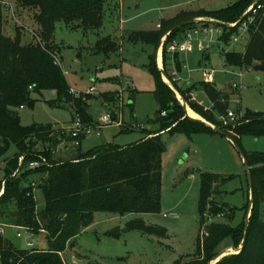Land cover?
Instances as JSON below:
<instances>
[{"label":"trees","instance_id":"trees-1","mask_svg":"<svg viewBox=\"0 0 264 264\" xmlns=\"http://www.w3.org/2000/svg\"><path fill=\"white\" fill-rule=\"evenodd\" d=\"M11 1L19 9L33 12L37 30L30 35L31 41L25 44L20 40L19 30L16 31L14 39L3 34L1 11L5 2L0 0V156L10 144L15 147V152L6 160V177L0 182V191H3L0 194V220L25 227L31 233L44 232L47 249L16 248L0 234L1 264H64L61 253L68 245H72L73 238L93 223L95 212L120 215L159 212L161 157L164 151L160 131L215 132L203 122L185 117L180 101L161 79L154 51L149 56L148 68L155 78L153 94L159 110L154 121L159 124V131L149 133L131 145L103 143L85 152H79L84 139L80 136V144L74 156L55 157V148L64 141L72 142L73 138L51 124L21 125L16 108L24 105L32 107V93L53 90L56 98L48 101L49 105L68 104L72 110L71 120L78 115L84 123L91 122L84 97L71 90L58 62V46L54 42L55 25L62 22L71 29L82 27L85 31L97 30L102 24L104 5L111 0ZM260 1L264 4V0ZM251 2L252 0H238L219 10H181L172 18L161 19L158 29L128 30L125 38L127 42H144L156 49L163 34L181 21L204 17L224 23L234 22ZM196 24L172 31L163 44V70L169 79L173 78L169 60L173 58L174 67H178L179 63L177 55L171 56L167 51L168 43L176 39L180 32ZM224 30L228 31L223 39L228 41L236 27ZM248 36L243 52L230 51L224 54L226 63L240 68L251 67L264 73V9L249 24ZM117 49L116 42L109 35L98 38L90 48L94 53H112ZM173 84L192 111L207 122L222 128L236 143L239 144V138L244 134L264 136V112L247 111L239 125L224 126L217 117L225 115L229 109L227 93L216 89L210 82L202 81L200 86L213 105L212 109H208L192 99L193 86L183 88L176 81ZM132 92L135 90L132 89ZM102 97L111 101L114 94L108 91L102 93ZM129 99L131 104L132 96ZM162 112L165 114L162 115ZM121 124L123 130L129 128L126 124ZM244 154L250 166L253 188V206L247 237L239 253L224 256L216 264H264V153L244 151ZM33 163L36 166L31 167ZM40 172H44L45 177L37 186L43 191L45 205L42 210H37L33 197L35 183L24 185L23 181L28 175ZM225 180L216 173L201 174L198 198L199 232L194 243L195 253L185 262L176 259L172 264H207L217 253L218 244L228 235H236L240 231V224L236 227L222 222L206 224L209 214L224 211L214 196ZM225 208L232 213V207L227 205ZM229 215L231 217L232 214ZM241 225L240 242L244 220ZM125 229L137 230L160 239L167 237L164 227L147 224L142 219L128 221ZM204 233L206 234L203 235ZM107 234L118 237L121 230L115 227Z\"/></svg>","mask_w":264,"mask_h":264},{"label":"rangeland","instance_id":"rangeland-1","mask_svg":"<svg viewBox=\"0 0 264 264\" xmlns=\"http://www.w3.org/2000/svg\"><path fill=\"white\" fill-rule=\"evenodd\" d=\"M3 1L7 4L1 11L3 34L14 39L16 31L19 30L22 43H28L31 41L30 35L37 30L33 12L29 9H19L11 0ZM235 1L111 0L104 5L102 24L97 30L85 31L82 27L71 29L62 22H57L54 42L58 46V62L71 90L84 97L86 112L91 117L90 124L98 125L99 119L106 113L115 116L111 123L99 129V136L92 134L84 137L80 149L85 152L89 147L100 143L127 146L160 129L159 124L154 121L159 110V104L153 94L155 78L148 68L149 56L157 48L144 42H127L126 31L148 30L161 17L171 16L179 10H219ZM247 18L241 23L247 21ZM210 26L223 30L227 28L198 22L179 34L184 35L186 31ZM107 35L116 42L118 49L112 53L92 52L90 48L96 40ZM188 42L191 50L179 53L181 58L185 59L183 65H178L180 68L174 67V61L169 60L173 78L166 81L161 75L162 81L179 101L181 96L173 81L183 88L193 86L194 91V82L204 80L203 70L213 69L215 72L210 82L217 89L230 93L229 110L241 115L247 111L264 112V73L251 67L230 66L225 62L224 54L230 51L241 52L244 42L234 43L230 39L224 41L215 31H199L192 34ZM199 43H202L205 50H198ZM159 50L161 54L163 46ZM203 54L206 56L205 61ZM160 66L163 68L162 58ZM229 70L241 71L242 77L224 72ZM187 80L190 82H185ZM233 81L238 83L237 88L232 87ZM91 87H95L94 92L87 93ZM132 89L135 92H132ZM108 91L114 94L111 101L102 97V93ZM130 96L133 100L131 104ZM31 98L32 107L24 105L16 108L21 125L51 124L59 128L69 125L72 116L70 106L65 103L59 106L48 104V101L56 98L55 91L42 90L40 93H32ZM195 101L208 103L200 91ZM187 106L191 108L188 104ZM217 118L220 119V116ZM121 123L129 128L123 130ZM159 133L164 142L159 212L123 215L95 212L93 223L73 238L72 245H68L61 253L64 264H172L176 259L182 262L191 259L195 253L194 243L199 232L198 198L200 178L204 172L216 173L226 179L214 196L224 211L218 213L220 216L207 220L206 224L222 222L231 227L240 224L241 232V223L247 215L250 196L243 161L233 144L217 133L183 130L169 132L167 129ZM239 144L245 152L264 153V136L244 134L240 136ZM77 150L71 142L64 141L55 148L54 154L55 157H72ZM14 152L15 147L10 144L0 156V182L6 177V160ZM21 161L22 157L19 158V164ZM34 166L36 165L33 163L31 167ZM44 177V172L32 173L23 181L24 185L35 183L33 197L37 210H42L45 205L43 191L37 186ZM2 192L1 190L0 193ZM224 205L232 207V213ZM229 214H232L231 217H228ZM133 219H142L147 224L164 227L167 237L160 239L137 230H126V223ZM0 224H3L4 237L16 248H28L26 242L31 241L33 247L47 249V237L44 232L30 233L24 229L12 228V224L5 223V220H0ZM115 227L120 228L121 234L118 237L108 235L107 232ZM17 232L21 235L17 236ZM239 232L225 237L216 247V252L238 247L241 244L238 241Z\"/></svg>","mask_w":264,"mask_h":264},{"label":"built area","instance_id":"built-area-1","mask_svg":"<svg viewBox=\"0 0 264 264\" xmlns=\"http://www.w3.org/2000/svg\"><path fill=\"white\" fill-rule=\"evenodd\" d=\"M4 6H7L6 3H3ZM264 9V4L260 1V0H256L254 3L250 4L249 7H248V10H249V13H248V18H247V21H244L243 23H240L237 27H236V30L235 32L231 33L229 35V39L236 43L240 40V34L246 32L248 30V26L250 23L253 22L254 18L258 15V13ZM199 31H203L204 33H207V32H212V31H215L219 36L220 35H224L228 30H223L222 28H216V27H206V28H199V29H196V30H193V31H186L185 33V40L183 41H179L177 39H172L169 43H168V46H167V51L169 52L170 55H173L178 49H181V50H185V49H188V40L191 39V35L192 34H197ZM210 43V41L208 42ZM213 73H214V70H207L205 73H204V80L206 82H210L212 81L213 79ZM232 74L238 76V77H241L242 76V73L241 72H232ZM232 87L234 88H237L238 87V83L236 82H233L232 83ZM95 90V87H91L88 89L87 93H91V92H94ZM122 90H119V92H121ZM193 99V98H192ZM194 100V99H193ZM165 113L162 112V115H164ZM114 116L112 114H103L101 116V118L99 119V123L98 125H95V124H90V123H84L82 121V119L78 116V115H75L74 118L70 121L69 125L66 126V127H63L61 128L68 136H70L71 138H73V141L71 142L72 145H74L75 147H78L79 144H80V141L78 140V138L80 136H83V137H86V136H89V135H92V134H96V135H100L99 133V129H101V127L109 124L112 122V120L115 119V116H114V119H112L111 117ZM243 118V115L237 113V112H234V111H231V110H228L227 113L223 116H220V121L222 122V124L224 126H228V125H231L232 127L234 126H237L239 125V123L241 122ZM31 166H33V164H31ZM216 216H220V214H209L207 216V220H211V218L213 217H216ZM6 227V225H4ZM10 227H16L18 229H24L28 232L31 233L30 230H28L27 228L25 227H19V226H14V225H10ZM0 234L1 235H4V229H3V224H0ZM206 233H204L205 235ZM21 234L17 232V236H20ZM27 238H29V236H27ZM26 246L28 248H31L33 247V243L31 241H27L26 242ZM0 264H1V256H0Z\"/></svg>","mask_w":264,"mask_h":264},{"label":"water","instance_id":"water-1","mask_svg":"<svg viewBox=\"0 0 264 264\" xmlns=\"http://www.w3.org/2000/svg\"><path fill=\"white\" fill-rule=\"evenodd\" d=\"M255 1L256 0H252V2L250 4L254 3ZM248 7L243 12V14L240 16V18L233 24H227V23H224V22H221V21H217V20H214V19L191 18V19H187V20L181 21V22L175 24L174 26H172L168 31H166L163 34V36L161 37V40H160V42H159V44L157 46V49L155 51V61H156L158 69L161 71L162 77L166 81H170V79L168 78V76L164 72L163 68L160 65H158V63H157V55H158V52H160L159 49L163 46L166 38L170 35V33L172 31H174L176 29H179V28H181L183 26H187V25H190V24H193V23H198V22H205V23H209V24H215V25H219V26H223V27H227V28H235L248 16V13H249ZM180 102H181V105L183 107L185 117H188L190 119L199 120V121L203 122L208 127H210L215 133H217L219 135H222L230 143L233 144V146L235 147V149L238 151V153L240 154V156L242 158L244 169H245V174H246L247 181H248V189H249L250 201H249L248 208H247V215H246V217L244 219V231H243V237H242V240H241V244L238 247L233 248L232 250L226 249V250H222V251L216 253L212 257V259H210L208 261V263H207V264H216L224 256H227L229 254H237V253H239L242 250L243 246H244V243H245V240H246V237H247L248 222H249V217H250L249 214L251 213V209H252V206H253V188H252V178H251L250 166L247 163L244 151L242 150L240 145L234 141V139L232 137H230L222 128L217 127V126L213 125L212 123L207 122L205 119L190 117L188 115V113H187V107L188 106H187L186 102L183 99H180ZM111 118L114 119V116H112ZM229 251H232L234 253H228L227 254V252H229Z\"/></svg>","mask_w":264,"mask_h":264},{"label":"crops","instance_id":"crops-1","mask_svg":"<svg viewBox=\"0 0 264 264\" xmlns=\"http://www.w3.org/2000/svg\"><path fill=\"white\" fill-rule=\"evenodd\" d=\"M236 1H238V0H236ZM235 1V2H236ZM234 3V2H233ZM232 4V3H231ZM230 5V4H229ZM198 9H203V8H198ZM198 9H195V10H198ZM183 10H187V9H183ZM195 10H191V11H195ZM205 10V9H204ZM181 10H179V11H177V12H175L174 14H172L171 16H168V17H161L159 20H158V22H156V24L153 26V27H151V28H149L148 30H150V29H158L159 28V23H160V20L161 19H168V18H172L173 16H175L177 13H179ZM210 27H213V26H210ZM215 27V26H214ZM216 28H218V27H216ZM214 32V31H213ZM182 34H178L177 35V40H179V41H183V40H185V33H184V35H182ZM219 38L220 39H222V40H224L223 39V35H220L219 36ZM248 38H249V36H248V30L246 31V32H244V33H242V34H240V40L238 41V42H236V43H239V42H244L243 43V49H242V51L241 52H243L244 51V49H245V46H246V43H247V41H248ZM189 41V40H188ZM225 41V40H224ZM188 49H185V50H181V49H178L175 53H174V55L176 54L177 55V59H178V63L179 64H184V61H185V59H183V58H181V56L179 55V53H181V52H187V51H189V50H191V46H190V44H189V42H188ZM198 50L199 51H203V50H205L204 48H203V45H202V43H199V45H198ZM161 55V58H162V53L160 54ZM171 56H173V55H171ZM203 56V61H205L206 60V56L203 54L202 55ZM179 57V58H178ZM160 58V59H161ZM172 60V59H171ZM171 62H173V61H171ZM225 62H226V60H225ZM206 62H204V64H205ZM227 64V63H226ZM207 70H210V69H204L203 70V72L205 73ZM211 70H213V69H211ZM215 72V71H214ZM225 73H227V74H232V72H236V71H234V70H229V71H224ZM238 72H241V71H238ZM214 74V73H213ZM178 77H179V75H178ZM242 77V76H241ZM179 79L180 80H182L180 77H179ZM203 81H205V80H203ZM185 82H190V81H185ZM202 81H198V82H194V84H195V87H196V89L194 90V91H192L191 92V95H192V98L195 100L196 99V96H197V93L200 91L204 96H205V98L207 99V101H208V103H202V102H200V104H202V105H204V107H206V108H208V109H212V102L207 98V96H206V94L204 93V91H203V89L201 88V86H200V83H201ZM206 82V81H205ZM233 82H235V81H233ZM232 82V83H233ZM211 83V82H210ZM215 87V86H214ZM216 88V87H215ZM217 89V88H216ZM219 90V89H218ZM220 91H222V90H220ZM222 92H225V91H222ZM225 93H227V92H225ZM228 95H229V103H230V93H227ZM131 101V100H130ZM191 109V108H190ZM229 110V109H228ZM196 113V112H195ZM197 114V113H196ZM198 115V114H197ZM199 116V115H198ZM199 118H201L200 116H199ZM82 143V142H81ZM100 144H103V143H100ZM100 144H95L94 146H91V147H89L88 148V150L89 149H91L92 147H95V146H99ZM80 147H81V144H80ZM79 152H83L80 148H79Z\"/></svg>","mask_w":264,"mask_h":264},{"label":"bare ground","instance_id":"bare-ground-1","mask_svg":"<svg viewBox=\"0 0 264 264\" xmlns=\"http://www.w3.org/2000/svg\"><path fill=\"white\" fill-rule=\"evenodd\" d=\"M157 63H158V65H160V53L159 52L157 55ZM187 113L190 117L199 118V116L194 111H192L189 107H187Z\"/></svg>","mask_w":264,"mask_h":264}]
</instances>
